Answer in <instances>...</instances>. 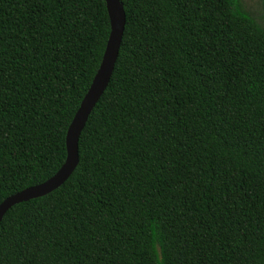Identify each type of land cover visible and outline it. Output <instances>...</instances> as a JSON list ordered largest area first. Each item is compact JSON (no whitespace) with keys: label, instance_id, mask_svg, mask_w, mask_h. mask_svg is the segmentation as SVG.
<instances>
[{"label":"trees","instance_id":"16d2710c","mask_svg":"<svg viewBox=\"0 0 264 264\" xmlns=\"http://www.w3.org/2000/svg\"><path fill=\"white\" fill-rule=\"evenodd\" d=\"M78 165L10 208L0 264H264V0H120ZM104 0H0V203L50 178L100 65Z\"/></svg>","mask_w":264,"mask_h":264},{"label":"water","instance_id":"95a60500","mask_svg":"<svg viewBox=\"0 0 264 264\" xmlns=\"http://www.w3.org/2000/svg\"><path fill=\"white\" fill-rule=\"evenodd\" d=\"M110 23V32L89 89L80 102L65 136L66 158L61 167L46 181L10 195L0 203V224L5 213L13 206L48 195L62 186L78 165V142L95 105L108 86L118 57L124 27L125 12L120 0H104Z\"/></svg>","mask_w":264,"mask_h":264},{"label":"rangeland","instance_id":"374dc122","mask_svg":"<svg viewBox=\"0 0 264 264\" xmlns=\"http://www.w3.org/2000/svg\"><path fill=\"white\" fill-rule=\"evenodd\" d=\"M245 10L253 17L259 18L262 15V6L260 0H240Z\"/></svg>","mask_w":264,"mask_h":264}]
</instances>
